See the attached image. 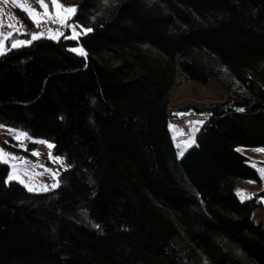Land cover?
Instances as JSON below:
<instances>
[{
    "label": "trees",
    "instance_id": "obj_1",
    "mask_svg": "<svg viewBox=\"0 0 264 264\" xmlns=\"http://www.w3.org/2000/svg\"><path fill=\"white\" fill-rule=\"evenodd\" d=\"M64 1L92 31L0 56V124L68 163L57 186L29 191L0 162V264H264V187L236 191L261 181L239 147L264 146V0ZM177 57L191 79L239 92L195 107L209 116L181 156Z\"/></svg>",
    "mask_w": 264,
    "mask_h": 264
},
{
    "label": "rangeland",
    "instance_id": "obj_2",
    "mask_svg": "<svg viewBox=\"0 0 264 264\" xmlns=\"http://www.w3.org/2000/svg\"><path fill=\"white\" fill-rule=\"evenodd\" d=\"M44 4L47 6V12L40 0H0V40L3 41L6 51L14 42L31 40V34L43 33L42 36L52 35L58 38L60 36H57V33H66L70 37H78L79 34L84 33V28H90L76 24L72 20L76 11L74 13L64 11L70 8L77 10L75 3L56 0L54 6L52 0H44ZM25 9H31L32 15L30 16ZM32 16H35V21ZM61 20L64 23H61ZM74 48L83 49L80 45ZM182 71L180 58L177 57L176 83L170 97L168 113L169 128L179 156L181 152L184 154L196 143V135L202 123L192 122H204L209 116L208 111H196L195 107L203 109L212 103L239 96L237 90H226L213 80L207 83L193 80ZM18 133L27 135L16 139ZM40 141L51 144L43 138L30 136L20 128L0 124V149L7 154L5 160L10 163V175L34 190L57 186L59 173L68 166L62 155L54 154L48 143ZM239 149L249 157V162L256 167L261 177L260 182L251 180L249 185L236 187V191L240 190L245 199L264 187V178L260 174V170L264 169V146H240ZM257 149L260 151H256ZM33 151L38 155H32ZM49 153L52 154L53 159H49ZM57 156L61 160H55ZM53 173L56 175L54 176ZM253 218L256 222H261L264 227V208L254 210Z\"/></svg>",
    "mask_w": 264,
    "mask_h": 264
},
{
    "label": "snow or ice",
    "instance_id": "obj_3",
    "mask_svg": "<svg viewBox=\"0 0 264 264\" xmlns=\"http://www.w3.org/2000/svg\"><path fill=\"white\" fill-rule=\"evenodd\" d=\"M104 2H105V4H107V3H109V0H104ZM40 3L42 4V6H44L45 7V10H46V12H47V6L44 4V0H40ZM52 3H53V5L54 6H56V0H52ZM58 7V6H57ZM28 13H29V15L31 16L32 15V10L31 9H25ZM65 12H68V13H74L75 11H76V9L75 8H70V9H65L64 10ZM58 14H59V11H58ZM38 15V14H37ZM32 19L35 21V16H32ZM61 23H64V21L63 20H61ZM11 26V25H10ZM90 31H92V29L91 28H84V32L85 33H87V32H90ZM49 32H51V30H49ZM73 32H75V28L73 27ZM43 35V33H39V34H31V40H35V39H38L40 36H42ZM61 35H63V33H57V36H61ZM78 35V34H77ZM49 38H56V37H54V36H52V35H50L49 36ZM66 39H72V38H74V37H65ZM31 40H24V41H18V42H14L13 44H12V47H17L18 45H25V44H28V43H31ZM71 51H73V52H76V51H79V54L80 55H85L86 56V53L83 51V49H71ZM6 54V50H5V47H4V44H3V41L2 40H0V56H3V55H5ZM238 111H244V109H237ZM177 115H180V114H177ZM193 124H195V123H203V121H194V122H192ZM171 127V126H170ZM27 134L26 133H18L17 135H16V139H20V137L21 136H26ZM41 143H48V142H46V141H40ZM48 147L49 148H52V147H54V145H52V144H50V143H48ZM256 151H260V149H257ZM32 155H38V153H36V152H32L31 153ZM6 153H4V151H3V149H0V162H3V161H5V158H6ZM180 155H183V152H181L180 153ZM14 158V157H13ZM49 159H53V157H52V154L51 153H49ZM55 160H57V161H59V160H61V158L60 157H55ZM254 166V165H253ZM69 167H71V165H69ZM46 171H51L50 169H46ZM260 174H261V176H262V178H264V169H261L260 170ZM53 175L55 176L56 174L55 173H53ZM12 179H14V177L12 176V175H9L8 176V180H12ZM7 182V181H6ZM21 183H23V181H21ZM56 185H54L53 187H55ZM29 191H32V189L31 188H29L28 189ZM45 190H47V188L45 187ZM237 195H239V196H241V198L243 199L244 197H243V195H242V193H241V191L240 190H238L237 191ZM98 227V226H97Z\"/></svg>",
    "mask_w": 264,
    "mask_h": 264
},
{
    "label": "crops",
    "instance_id": "obj_4",
    "mask_svg": "<svg viewBox=\"0 0 264 264\" xmlns=\"http://www.w3.org/2000/svg\"><path fill=\"white\" fill-rule=\"evenodd\" d=\"M52 144V143H51Z\"/></svg>",
    "mask_w": 264,
    "mask_h": 264
}]
</instances>
